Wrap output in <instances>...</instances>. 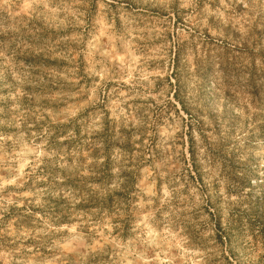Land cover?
<instances>
[{
	"label": "rangeland",
	"instance_id": "374dc122",
	"mask_svg": "<svg viewBox=\"0 0 264 264\" xmlns=\"http://www.w3.org/2000/svg\"><path fill=\"white\" fill-rule=\"evenodd\" d=\"M0 264H264V0H0Z\"/></svg>",
	"mask_w": 264,
	"mask_h": 264
},
{
	"label": "trees",
	"instance_id": "16d2710c",
	"mask_svg": "<svg viewBox=\"0 0 264 264\" xmlns=\"http://www.w3.org/2000/svg\"><path fill=\"white\" fill-rule=\"evenodd\" d=\"M173 74H174L175 79H176L177 84H178L177 89H176V91L174 93L175 101L180 105V107H181V109H182L183 112H185L187 115H190L189 112H188V110H187V108H186V105H185L184 101L180 97L181 92H182V89L180 87V84L181 83H180V81L178 79V76H177V74H178V64L175 65V69H174V73ZM192 127H193L192 125L189 126V132H188V135H189V138H190V142L192 140V136H191V134H192ZM190 153H191V151H190Z\"/></svg>",
	"mask_w": 264,
	"mask_h": 264
}]
</instances>
